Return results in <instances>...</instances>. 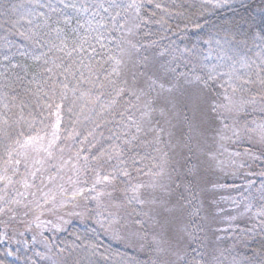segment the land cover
Listing matches in <instances>:
<instances>
[{"label": "snow or ice", "instance_id": "1", "mask_svg": "<svg viewBox=\"0 0 264 264\" xmlns=\"http://www.w3.org/2000/svg\"><path fill=\"white\" fill-rule=\"evenodd\" d=\"M147 6L170 15L161 3L147 0ZM216 6H220L219 0ZM155 14V11L151 15L145 11V0H17L10 4L4 0L0 3V132L5 139L16 133L13 144L25 150L31 147L37 153L42 150L45 155L36 163L48 164L49 171L55 170L57 175L68 164L64 153L66 148L73 147L69 143L72 141L80 145L69 154V159L76 162L72 171L77 176L86 173L93 162L103 165L112 160L125 167L110 165L112 171L102 175L93 167L96 184L131 176L127 171L131 166L129 161L135 164L138 150L145 145L153 147V144L161 143V137L153 134L151 125L152 113L156 110L151 92L159 77L155 73H145L147 79L141 83L133 74L130 82L127 78L130 62L139 58L140 66L144 67L149 63V56L141 54L153 49L155 57L172 58L159 65L158 71L172 76L177 83L183 80L189 84L195 81L207 85L216 79L210 72L198 73L202 65L195 48L183 51L156 49L157 41L152 39L155 34L146 31L153 22L163 23V20L153 21ZM257 38L264 44V31ZM211 43V40L205 42ZM235 46L247 48L249 41H235ZM25 57L31 63L21 64L20 59ZM181 66L185 71L178 72ZM242 66L248 68L247 74L229 77L233 84L231 95L224 97L227 103L209 102L210 113H217L219 109L239 112L245 105H264V49L256 53L255 60L249 57L248 63ZM160 87L163 89L164 85L161 83ZM165 90L171 92L174 87ZM237 92L247 94V97L235 102L232 97ZM195 103L198 107L199 98ZM35 109L41 110L39 122L48 129L44 136L30 134L35 131L32 126L37 118ZM136 113L139 116L134 119ZM64 115L69 116L70 127L65 126ZM223 127L227 129L228 125ZM189 130L195 132L197 128L190 125ZM158 131L163 133L164 129ZM148 135H152L151 141L146 139ZM20 137L24 138L23 142ZM24 155L26 162L27 152ZM163 155L166 157L167 153ZM5 163L16 169L21 160H6ZM40 171H26V177L35 178ZM17 172L13 170V175ZM55 178L48 177L50 180ZM0 180L11 182L7 176H0ZM152 187V184L132 186L136 195L128 203L135 200L141 205L155 204L154 199L143 198L145 191ZM0 199L5 204L0 212L10 210L8 205L16 203L14 199ZM116 207L119 210L120 205ZM254 215L259 219L257 227L264 231V205ZM153 219L159 224L157 217ZM160 227L161 231L154 233L152 241L155 250L166 257L159 264H264V245L259 251L241 256L227 248L205 245L186 230L182 239L187 240V246L180 240L173 243L163 230L164 226ZM251 231L247 230L248 233ZM197 244L199 248L195 246ZM61 264L68 262L65 260Z\"/></svg>", "mask_w": 264, "mask_h": 264}, {"label": "rangeland", "instance_id": "2", "mask_svg": "<svg viewBox=\"0 0 264 264\" xmlns=\"http://www.w3.org/2000/svg\"><path fill=\"white\" fill-rule=\"evenodd\" d=\"M205 1L211 4L218 2ZM153 73L159 77V81L152 90L156 110L152 113L151 125L153 134L161 137V143L141 147L144 153L153 156V161L146 164L144 171L133 173L134 176L119 177L111 183L96 184V174L92 169L79 176L72 171L76 162L69 159V154L75 151L74 146L66 148L64 159L68 160V164L57 175L55 170L49 171L48 164L41 166L36 163L45 155L42 150L37 153L31 147L25 150L13 144L15 151L11 150V156H7L6 160L20 159L21 164L16 166L17 175H13V168L5 163L6 160L0 166V176H7L11 181L0 180V197L16 201L8 208L10 218L15 216L11 222L15 221L17 225L8 231L6 221H0V239L29 240L42 248L47 264H61L62 261L51 254L46 234L65 229L74 221L89 222L100 227L117 243L135 249L143 256L148 254L152 263L159 264L166 257L155 250L152 241L154 233L161 231L160 225H163V230L173 243L180 240L187 246V240L182 239L186 230L194 233L205 245L211 244L238 253L240 246L237 236H253L255 230L260 229L257 227L259 219L254 214L261 206L259 200L264 190V170L259 171L256 165L258 162L264 164V121L259 118L264 115L263 107L259 103L245 105L241 111L231 113L220 109L217 113L219 119L213 118L212 123L209 116L197 115V110L203 108L197 107L193 99L188 98L191 94L182 81L177 83L172 76H165L154 67ZM169 87H174V90L166 91ZM232 99L238 102L236 98ZM161 109L164 110L163 114ZM215 124H220L222 133L218 147L213 145L216 136L212 135L211 127ZM224 124L228 125L227 129L223 127ZM190 125L196 126L197 130L191 132ZM159 128H163L164 132L160 133ZM47 131H38L34 135L39 133L44 136ZM188 131L192 133L191 139H186ZM146 139L151 141L152 135ZM187 140L193 142L194 153L185 150ZM237 141L245 143L247 149H230L231 142ZM165 152L166 157L163 155ZM97 166V172L102 175L101 170L107 173L110 165ZM6 168L9 169L7 172ZM37 169L41 171L35 178L26 177V171ZM128 169L129 172L133 171L132 168ZM49 175L56 178L50 180ZM228 179L238 182L230 185ZM137 184L154 185L145 191L143 198L154 199L155 204L141 205L135 200L128 203L136 195L132 186ZM116 205H120L119 210ZM4 207V200L0 199V208ZM4 212H0V219ZM153 217L159 219V224L154 223ZM248 229L252 231L248 233ZM231 240L233 243H230ZM195 246L199 248L198 244Z\"/></svg>", "mask_w": 264, "mask_h": 264}, {"label": "trees", "instance_id": "3", "mask_svg": "<svg viewBox=\"0 0 264 264\" xmlns=\"http://www.w3.org/2000/svg\"><path fill=\"white\" fill-rule=\"evenodd\" d=\"M203 1L153 0V3H161L162 8H166L167 12L170 13V15H165L162 10L148 7L147 0H145V11L149 15L153 11L156 13L153 21L163 20L162 24L151 23L146 28V31H151L155 34L152 39L157 41L156 49L179 51H183L186 48L196 49L197 59L202 65V68L198 69V73L210 72L216 79L210 81L207 85L195 81L191 84L181 81L191 94V97L188 98L193 99V102L199 98V106L203 109H198L197 115H200V117L207 115L212 118L213 123V118L217 117L218 112L210 113L208 111L209 102L214 100L216 103H225V95H231L232 91L231 85L233 81L229 77L234 74L246 75L248 68L242 65L248 63L249 57L255 60L256 53L264 49V44H261L257 38L259 33L264 31V0H242L243 2L236 1L235 3L228 0L227 3H224V0H222L219 2L220 6L218 7L216 6L218 3L216 1V4L212 3L213 5L205 0ZM3 2L4 0H0V3ZM14 2H17V0H8L9 4ZM244 39L249 41V46L247 48H237L235 41ZM209 40L212 43L210 45L205 44ZM141 55L149 56V63L141 67L139 58H134L127 70V78L130 82L133 74H135L140 82L143 83L147 79L145 73L153 74V67L158 70L159 65L165 64L167 59L171 58L170 56L164 58L155 57L153 49H149L148 52ZM0 62H2V57H0ZM20 63H31V61L25 57L20 59ZM177 71L183 72L185 69L181 66ZM173 81L175 80L173 79ZM242 97L246 98L247 94L237 92L234 98L239 102ZM151 98L154 99L153 92H151ZM261 107L264 108V105ZM34 112L37 118L32 122V126L35 128V131L30 133L32 135L38 131L45 130L44 124L39 122L42 115L41 110L35 109ZM138 116L139 113H136L134 119L138 118ZM259 118L264 121V115ZM63 120L65 126L70 127L69 116L64 115ZM214 120L216 121V119ZM215 125L211 127L213 130L212 135L216 136V139L213 140V145L218 147L219 137L222 133L219 130L220 124ZM24 127L27 128V125ZM107 135L108 133L105 131V136ZM188 137H192V133L189 131L186 139ZM16 138L17 134L11 133L10 138L5 139L3 133L0 132V166L3 165L10 151H13L14 145L12 141ZM20 139L22 141L24 138L20 137ZM70 143H73L75 149L80 147L75 142L70 141ZM193 146V142L187 140L185 150L194 153ZM230 149L235 151L246 150L247 145L238 141L231 142ZM135 159V164H131V161H129L131 165L129 168L133 169L131 171L132 176H134L133 173L138 172L137 174H140L143 172L146 164H149L150 160L153 161V156L144 153L143 149L140 148ZM112 162L116 163L117 161L112 160L107 165H112ZM256 165L259 171L264 170V164L258 162ZM93 167L97 171L99 170L95 162L89 169ZM99 167L102 169L101 166ZM117 167L124 168L125 166L118 164ZM14 170H17V168ZM11 171L13 173V169ZM101 171L104 174L106 173L103 170ZM107 171H112L110 166ZM237 182L236 180L229 181L228 179V184L230 185ZM259 202L264 205V190ZM12 212L14 211L12 210ZM10 217V210H7L0 219L2 222L6 221V229L8 231L13 230L14 225H17V222H11L15 216L13 218ZM228 231H226V234ZM255 231L256 233L253 236L250 234L237 236L238 245L240 246L237 251L239 255L247 256L251 251H259L261 246L264 245L262 230L256 229ZM46 238L52 251L51 254L58 257L61 261L67 260L68 264H73L74 261L78 262V264H155L152 263L150 255L143 256L137 250L117 243L106 235L100 227L89 222H71L65 229L49 232L46 234ZM228 239L231 238L228 237ZM23 240L21 238L18 240H12L11 238L0 239V264H47L46 259L43 258L45 253H43L42 248L39 245L31 244L29 240L26 242ZM230 243H233V241L231 240ZM61 249L64 251L60 252Z\"/></svg>", "mask_w": 264, "mask_h": 264}]
</instances>
